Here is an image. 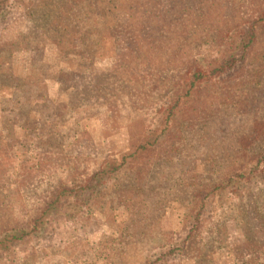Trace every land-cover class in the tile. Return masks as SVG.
I'll return each instance as SVG.
<instances>
[{
    "label": "rangeland",
    "instance_id": "obj_1",
    "mask_svg": "<svg viewBox=\"0 0 264 264\" xmlns=\"http://www.w3.org/2000/svg\"><path fill=\"white\" fill-rule=\"evenodd\" d=\"M0 264H264V0H0Z\"/></svg>",
    "mask_w": 264,
    "mask_h": 264
},
{
    "label": "trees",
    "instance_id": "obj_2",
    "mask_svg": "<svg viewBox=\"0 0 264 264\" xmlns=\"http://www.w3.org/2000/svg\"><path fill=\"white\" fill-rule=\"evenodd\" d=\"M263 19H257L255 21V24L260 25V22ZM246 22H248L246 20ZM112 36V35H111ZM116 37L122 36V34L117 33L115 35ZM145 34H141L139 33L138 36H135L131 41H127L130 43V45L127 46H133L136 50L138 49H142V45L145 44L146 42L149 41H145L144 37ZM258 33L256 32H251L250 34V38L249 40H247L244 45L243 48H240L237 51V55L238 58H235L234 61L238 62L242 59H244L247 56L248 53V48L251 46L252 43H254L257 39ZM113 37V36H112ZM256 38V39H255ZM169 42V41H168ZM125 44V42H124ZM161 47V45H157L156 48ZM118 56H120L123 60H121V58L119 57V62H118V66L122 67V63L126 64L127 63V56L125 54H118ZM223 60L219 57H217L215 60L210 59L209 60V65L213 64V63H221ZM122 69L120 68L117 71H114L115 73L112 74L109 78V83L107 86L110 87H116V86H120L122 83L125 82H129L131 84H134V81H137V76L134 74L133 76H129L127 79H125V73L121 72ZM103 78H106L105 76H103ZM107 78V79H108ZM125 79V80H124ZM191 84H194V82H192ZM132 87V86H131ZM186 94L184 96H187L191 93V86H187L186 88ZM178 105L177 104H172L171 109L173 110L174 108H176ZM170 109V110H171ZM169 110V111H170ZM168 111V116L167 118H169V114L170 112ZM162 119V123L159 124V126L157 127V129H155L153 132H156V130L158 131L157 133H152L151 135L146 136V138H148L145 143H141L139 144L136 148H135V152L136 151H141L144 149H147V145L148 144H152V145H157L160 141V137L162 134L164 133H169V128H167L165 117L164 115L161 116ZM186 124H190V123H185ZM181 128L177 127V132L180 131ZM136 152V153H139ZM142 155V154H139ZM128 162V161H127ZM242 175L240 173H236L234 176H231L228 181L227 184L231 183L233 180H236L237 178L241 177ZM88 180V179H87ZM104 184L103 189H100V187ZM110 184L105 180V178H103V176L101 174L96 175L94 177H92L91 179H89V181H86L85 183L79 184V185H75V186H70L67 188L62 189L56 196L55 199L53 200V202L49 205V207L47 208V210L41 214L39 217H37L35 219L36 221V229L40 230L43 228V220H45L47 218V214L50 213V211L52 210V208L56 205L59 206L62 209L65 210H70L71 214L75 213V212H79L82 210H86L87 207L91 206L93 203H96L95 201L99 198H101V195L103 194V192H105L106 190H108Z\"/></svg>",
    "mask_w": 264,
    "mask_h": 264
}]
</instances>
